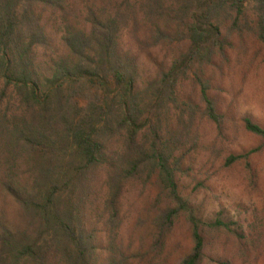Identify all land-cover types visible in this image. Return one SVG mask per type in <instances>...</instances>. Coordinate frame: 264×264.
<instances>
[{"label":"trees","instance_id":"trees-1","mask_svg":"<svg viewBox=\"0 0 264 264\" xmlns=\"http://www.w3.org/2000/svg\"><path fill=\"white\" fill-rule=\"evenodd\" d=\"M122 5L109 13L89 3L80 7L78 0H0V95L11 91L16 100V110L5 111L0 96V207L7 209L0 208V264H232L212 233L256 244L224 211L204 221L182 195L185 156L177 157L176 134L165 123L175 104L179 118L190 114L191 126L203 115L227 133L236 113L210 93L212 80L203 85L204 108L178 95L192 73L202 84L208 69L230 64L232 34L239 31L242 40L246 31L264 46V0ZM142 23L152 27L144 33L151 39L172 41L176 29L187 42L156 75L133 49ZM78 92L87 98L75 100ZM241 121L264 140L260 123ZM116 138L124 149L113 145ZM21 161L28 170L18 167ZM146 177L165 201L138 241L126 245L122 192ZM182 219L191 247L179 253Z\"/></svg>","mask_w":264,"mask_h":264},{"label":"rangeland","instance_id":"rangeland-1","mask_svg":"<svg viewBox=\"0 0 264 264\" xmlns=\"http://www.w3.org/2000/svg\"><path fill=\"white\" fill-rule=\"evenodd\" d=\"M171 2L177 4L180 0ZM78 3L80 7L89 3V7L105 8L109 13H113L117 7H123V0H78ZM137 9L142 11L140 6ZM146 23L147 26L151 25V18L146 19ZM143 25L137 28L139 37L132 42L133 49L141 58L147 73L156 75L161 66L170 64L177 57L187 42L177 37L176 29L172 32V41L151 39V33L147 34L149 37L144 33L152 27L143 28ZM225 26L230 28L232 22L228 21ZM239 35V31L231 35L236 50H232L233 60L230 64H225L221 69H208L206 75L200 77L202 84L196 73H192L183 82L184 86L178 95L204 108L206 104L201 92L203 85H208V79L212 80L210 93L226 106H232L236 113L233 121L227 125V133L221 135L216 126L202 118L203 115L191 126L190 114H186L185 119L179 118L181 111L175 104L169 105L171 111L165 124L169 126L170 134H176L173 139L178 141L177 150L180 151L177 157L185 156L178 175L182 195L192 201L204 221L212 222L224 211L226 217L239 227L242 226L256 244L244 242L240 245L236 238L225 231L212 233V240L221 247L232 264H264V140L248 132L241 121L245 116L250 117L264 127V46L246 31L242 40ZM78 93L73 95L75 100L87 98L83 92ZM0 96L4 97L2 94ZM15 102L10 91L4 97L3 110H16L12 107ZM188 130L192 132L189 134ZM168 138L172 139V135ZM122 143L121 138L113 141L115 147L124 149ZM250 152L254 153L247 160L242 159L233 165L227 162L233 154ZM18 167L28 170V163L21 161ZM143 180L145 182L138 180L127 183L122 192L123 227L120 240L126 245L138 241L141 230L146 231L148 228L150 214L158 211L165 201L163 197H157L152 179L149 181L146 177ZM1 209L7 212V209ZM9 210L10 214L15 211ZM175 236L181 244L179 253L183 249L186 252L190 250L191 239L184 219L178 223Z\"/></svg>","mask_w":264,"mask_h":264}]
</instances>
